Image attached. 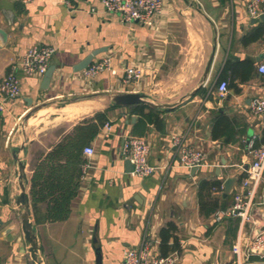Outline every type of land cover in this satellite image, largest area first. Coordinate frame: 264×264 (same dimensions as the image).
Instances as JSON below:
<instances>
[{
  "label": "crops",
  "instance_id": "crops-1",
  "mask_svg": "<svg viewBox=\"0 0 264 264\" xmlns=\"http://www.w3.org/2000/svg\"><path fill=\"white\" fill-rule=\"evenodd\" d=\"M161 1L162 13L145 24L124 21L100 0H0V83L29 47L44 44L56 51L47 82L45 74L29 76L17 68L21 94L5 101L0 112V264H34L15 199L21 193L15 151L27 149L18 158L26 162L30 198L39 161L97 112H105L107 120L85 145L95 154L69 217L50 221L47 204L34 208L31 198L41 264H121L123 250L146 235L158 254L177 252L176 264H230L232 244L239 237L246 243L261 225L264 182L252 199V221L216 213L226 212L238 192L248 196L242 184L252 157L245 139L264 136V122L250 106L264 98V18L249 15L250 0ZM105 58L111 69L85 75V68ZM131 65L142 68L140 80H126ZM224 80L229 86L222 96ZM132 91L166 105L157 120L127 106L108 109L112 94ZM174 133L202 148L207 162L184 167L172 144ZM133 136L150 143L156 170L147 178L133 176L123 154L124 140ZM228 178L234 182L225 195ZM202 181L221 185L212 192L219 208L209 216L200 211ZM172 222L178 240L166 245L160 230ZM244 264H264V255L253 254Z\"/></svg>",
  "mask_w": 264,
  "mask_h": 264
},
{
  "label": "built area",
  "instance_id": "built-area-1",
  "mask_svg": "<svg viewBox=\"0 0 264 264\" xmlns=\"http://www.w3.org/2000/svg\"><path fill=\"white\" fill-rule=\"evenodd\" d=\"M30 2L32 0H23ZM103 7L108 12H116L121 14L126 22L140 21L145 24L152 22V19L162 13L161 0H100ZM246 9L252 17H258L264 13V0H250ZM56 53L55 48L50 45H33L29 47L19 64L12 67L10 72L3 77L0 83V91L3 99L0 100V112L4 111V102L13 100L21 94L20 78L18 69L23 70L26 75L37 76L44 75L48 71L51 60ZM110 58L95 62V64L85 68V75L88 77L111 69ZM260 70L264 72V65L260 66ZM143 76L142 68L130 66L127 69L126 80H140ZM219 92L222 96L227 92L229 84L224 80L220 83ZM251 109L254 114L264 122V98L253 99ZM110 128V124H106ZM172 144L176 150L177 157L184 167H199L207 162L206 152L199 146L189 142L180 133H174L171 136ZM255 136L245 139L246 147L252 161L246 169V178L243 181L242 188H248V196H244L242 192H238L235 196L234 204L226 211H217V218L223 215L232 214L241 219L244 223L252 221L253 216L249 211L252 205V199L256 194L258 187L264 182V142L257 145ZM123 154L129 159L133 165L132 175L147 178L156 170L155 165L149 161L150 143L143 137L133 136L124 140ZM84 154L89 159L84 164L83 173H87L91 166L90 158L94 156L95 149L92 146L84 148ZM239 237L232 244L233 257L230 264H244L251 255L253 248L264 247V232L259 233L256 237L252 235L246 243ZM155 243L148 235L136 247H126L121 264H176L178 261V253L173 252L168 255H161L154 250Z\"/></svg>",
  "mask_w": 264,
  "mask_h": 264
},
{
  "label": "trees",
  "instance_id": "trees-1",
  "mask_svg": "<svg viewBox=\"0 0 264 264\" xmlns=\"http://www.w3.org/2000/svg\"><path fill=\"white\" fill-rule=\"evenodd\" d=\"M118 107L111 106L108 109ZM130 111L145 116L149 121L157 120L162 108L145 104L127 106ZM107 120L105 112H97L92 118L79 123L73 132L67 134L56 146L53 147L37 164L31 176L30 198L32 204L45 202L46 219L62 221L69 217L71 204L81 183L83 166L87 162L84 158V147L98 132L100 125ZM264 142V136L257 140V145ZM214 181H202L199 188L200 211L209 216L218 210L217 200L212 198L213 190L220 188ZM177 226L174 222L168 223L160 232L162 243L168 244L170 239L177 242ZM174 243V244H175ZM176 246V245H175ZM174 246V247H175ZM167 255V253H164Z\"/></svg>",
  "mask_w": 264,
  "mask_h": 264
},
{
  "label": "water",
  "instance_id": "water-1",
  "mask_svg": "<svg viewBox=\"0 0 264 264\" xmlns=\"http://www.w3.org/2000/svg\"><path fill=\"white\" fill-rule=\"evenodd\" d=\"M261 17L264 18V13L261 15ZM92 58L93 57L90 56L87 60H85L83 64L81 65V67L84 68L85 66H87L91 62ZM212 59L213 57L208 63L209 67L207 69L206 75L211 68L210 65H211ZM54 70L55 69L52 66L48 68V71L45 74L46 82L51 78ZM110 101H111L112 106L114 105L115 106H132L135 104H145V105L153 106L156 108H164L166 106L164 104L153 102L152 100L150 101L145 93L139 92V91L116 92L111 95ZM42 107H43V104L34 107L29 112L28 117L36 113L37 111H39ZM20 150H22L24 153L27 152V149L25 147L24 149H20ZM20 150H17L14 153V158L17 160L19 164V173H18L19 176L18 177H19V180L21 181L20 182L21 193L15 198L17 204L22 208V210L18 212V216L20 217V220H21L23 233L26 239L30 242L29 251H30V254L32 255L34 264H41V261L39 259V251L41 247L39 244L38 235H36V226L31 217V209H30L31 198H29V194L26 192V184L28 182L26 174L24 173L26 162L19 160L18 153H20ZM233 182H234V178H228V180H226L225 195H227V193L230 191ZM259 215L261 219V225L257 226L254 229L255 230L253 234L254 237H256L259 233L264 232V212L260 213ZM252 252L258 255H264V247L263 248H253Z\"/></svg>",
  "mask_w": 264,
  "mask_h": 264
},
{
  "label": "bare ground",
  "instance_id": "bare-ground-1",
  "mask_svg": "<svg viewBox=\"0 0 264 264\" xmlns=\"http://www.w3.org/2000/svg\"><path fill=\"white\" fill-rule=\"evenodd\" d=\"M79 107H80V106H79ZM63 108H64V107H63ZM93 108H96V107H93ZM49 109H50V108H49ZM52 109L54 110V108H52ZM88 110H89V109H88ZM46 111H47V110H46ZM91 112H92V111H91ZM56 113H57V112H56ZM92 113H93V112H92ZM90 114H91V113H90ZM42 115H44V114H42ZM42 115H41V116H42ZM47 115H48V114H47ZM70 115H71V114H70ZM46 117H47V116H46ZM74 117H75V116H74ZM74 117H73V118H74ZM56 118H58V117H56ZM58 119H60V116H59ZM71 119H72V118H71ZM72 120H73V119H72ZM56 121H57V120H56ZM56 121H55V122H56ZM42 122H43V121H42ZM29 123H30V122H29ZM44 123H45V122H44ZM53 124H54V123H53ZM54 127H55V126H54Z\"/></svg>",
  "mask_w": 264,
  "mask_h": 264
}]
</instances>
